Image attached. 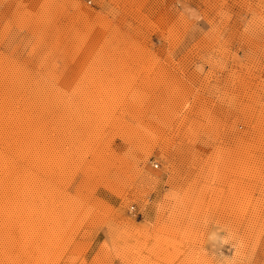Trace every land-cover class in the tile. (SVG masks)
<instances>
[{
  "label": "rangeland",
  "instance_id": "obj_1",
  "mask_svg": "<svg viewBox=\"0 0 264 264\" xmlns=\"http://www.w3.org/2000/svg\"><path fill=\"white\" fill-rule=\"evenodd\" d=\"M0 264H264V0H0Z\"/></svg>",
  "mask_w": 264,
  "mask_h": 264
},
{
  "label": "built area",
  "instance_id": "obj_2",
  "mask_svg": "<svg viewBox=\"0 0 264 264\" xmlns=\"http://www.w3.org/2000/svg\"><path fill=\"white\" fill-rule=\"evenodd\" d=\"M90 1V0H89Z\"/></svg>",
  "mask_w": 264,
  "mask_h": 264
}]
</instances>
